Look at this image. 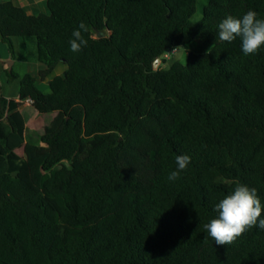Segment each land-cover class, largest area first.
Masks as SVG:
<instances>
[{"label":"trees","instance_id":"trees-1","mask_svg":"<svg viewBox=\"0 0 264 264\" xmlns=\"http://www.w3.org/2000/svg\"><path fill=\"white\" fill-rule=\"evenodd\" d=\"M46 8L0 2L1 41L13 57L16 41L34 39L41 64L37 75L6 70L20 81L18 98L0 91V264H264V229L218 246L204 228L237 183L264 205V47L246 56L239 38H218L229 14L264 19V0ZM81 22L88 44L74 53ZM181 48L186 64L155 69ZM60 64L68 69L47 93ZM28 100L57 113L33 140L20 109ZM13 133L24 157L8 146ZM181 154L191 162L170 181Z\"/></svg>","mask_w":264,"mask_h":264},{"label":"clouds","instance_id":"clouds-1","mask_svg":"<svg viewBox=\"0 0 264 264\" xmlns=\"http://www.w3.org/2000/svg\"><path fill=\"white\" fill-rule=\"evenodd\" d=\"M218 29V38L221 42L231 43L239 38L243 54L246 56L255 55L264 47V19L259 18L255 10H248L242 17L227 15L218 24ZM87 31L83 22L73 30V39L69 41L72 52H80L87 46L88 40L84 36ZM210 51L211 48L208 53ZM190 162V156L177 155L175 158L177 169L169 174L168 179L170 181L178 179ZM215 211L217 217L205 224L204 228L218 246L234 244L243 233L257 226L264 229L262 215L264 205L257 189L247 185L237 183L234 189L215 205Z\"/></svg>","mask_w":264,"mask_h":264},{"label":"rangeland","instance_id":"rangeland-1","mask_svg":"<svg viewBox=\"0 0 264 264\" xmlns=\"http://www.w3.org/2000/svg\"><path fill=\"white\" fill-rule=\"evenodd\" d=\"M200 1L202 2L204 0ZM202 12V5L201 3H199V11L192 19L193 23H196L202 19ZM16 45L17 51L15 52V55H13V57L7 46L4 45V47H0V70L5 69L6 72V70H10V66L13 65V67H15L16 72H18L22 76L27 73L37 75L39 69L41 68V64L35 61L36 41L34 39L27 38L25 42H23V40L16 41ZM7 54L9 56V59L4 58V56H7ZM187 58L188 55L185 49L181 48L170 53V58L165 59V64L161 66L166 69L169 68L171 64L176 61L186 64ZM67 69V65L60 64L54 74L50 76L49 80L46 83H43V86L45 87V91L47 93L50 92L48 88L49 81L52 80L54 77L64 75ZM0 87L2 88L3 93L7 94L8 96H11L13 98L19 96L20 81L10 80L6 76V73L0 77ZM29 104V102H25L24 105L20 108H22L21 112L27 121V140H33L39 138L42 135L45 127L50 123L51 116L49 114L44 115L36 112L32 107L29 106ZM8 146L20 157L25 156L23 148L25 146V142L21 140L18 134H11ZM66 165L71 167L72 163H66Z\"/></svg>","mask_w":264,"mask_h":264},{"label":"crops","instance_id":"crops-1","mask_svg":"<svg viewBox=\"0 0 264 264\" xmlns=\"http://www.w3.org/2000/svg\"><path fill=\"white\" fill-rule=\"evenodd\" d=\"M8 1H13L15 5L25 7L26 9L31 10V12L37 13V12H47L46 8V1L47 0H0V2H8ZM5 44L1 41V36H0V47H4ZM6 46V45H5ZM5 53V52H4ZM5 59H9V56H4ZM40 70V69H39ZM5 69L0 70V77L5 74ZM0 91L3 93L2 88L0 87ZM9 98H13L11 96H8L7 94L3 93ZM18 98V97H16ZM24 105V104H23ZM30 106V105H29ZM22 110V108H20ZM51 116L50 118V123L54 120V118L57 116V113H51L49 114ZM49 123V124H50Z\"/></svg>","mask_w":264,"mask_h":264},{"label":"built area","instance_id":"built-area-1","mask_svg":"<svg viewBox=\"0 0 264 264\" xmlns=\"http://www.w3.org/2000/svg\"><path fill=\"white\" fill-rule=\"evenodd\" d=\"M170 58V54H167L165 57H164V59H169ZM158 65L159 66H161V65H163V59H158ZM27 102H29L30 104H31V100H28ZM29 104V105H30Z\"/></svg>","mask_w":264,"mask_h":264},{"label":"water","instance_id":"water-1","mask_svg":"<svg viewBox=\"0 0 264 264\" xmlns=\"http://www.w3.org/2000/svg\"><path fill=\"white\" fill-rule=\"evenodd\" d=\"M154 67L155 69L158 68V60H156V62L154 63ZM12 68H13V65L10 66V70H12Z\"/></svg>","mask_w":264,"mask_h":264}]
</instances>
